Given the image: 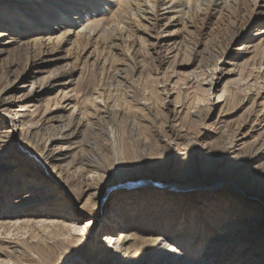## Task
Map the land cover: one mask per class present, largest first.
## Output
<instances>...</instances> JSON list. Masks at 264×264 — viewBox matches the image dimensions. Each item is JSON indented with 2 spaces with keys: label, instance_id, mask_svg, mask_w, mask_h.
<instances>
[{
  "label": "rangeland",
  "instance_id": "rangeland-1",
  "mask_svg": "<svg viewBox=\"0 0 264 264\" xmlns=\"http://www.w3.org/2000/svg\"><path fill=\"white\" fill-rule=\"evenodd\" d=\"M88 1L0 0V264H264V1ZM68 7L103 27L37 29Z\"/></svg>",
  "mask_w": 264,
  "mask_h": 264
},
{
  "label": "bare ground",
  "instance_id": "bare-ground-1",
  "mask_svg": "<svg viewBox=\"0 0 264 264\" xmlns=\"http://www.w3.org/2000/svg\"><path fill=\"white\" fill-rule=\"evenodd\" d=\"M74 4H82L84 0H72ZM93 0H90L88 2H92ZM100 5L104 6L105 1L107 0H96ZM113 2H116L118 4V9L116 12H127L131 13L134 12L133 16L138 21L147 20L150 14H155V10L158 8L159 0H112ZM242 0H165L166 7L165 10H169L170 14H172V18L170 19V22L178 21L179 23H182L183 25H186L187 19L194 20V18L199 17L204 11L208 9L212 4H216L219 7H228L231 5L238 4ZM253 6L257 7L260 5V3H263L264 0H251ZM81 6V5H80ZM140 8H135L139 7ZM182 7V8H181ZM126 9V10H125ZM136 9V12L134 11ZM72 10V13L74 17L68 15L67 13H61V18L57 19L55 21L49 22L48 19L44 18L39 20L40 22L39 31L41 30L47 37H51L53 33L51 31L57 30L56 32L62 31L63 28L70 29L72 31L67 30L65 33L75 35L76 37H91L95 35L99 29L103 27L104 20L100 21H92L90 24H85L83 21L82 12L79 10H74L73 7H68V10ZM164 10V9H163ZM79 12V13H78ZM21 18L26 20L28 24H35L36 21L33 18H30L27 15H24L22 13L19 14ZM186 20V21H185ZM53 23V24H52ZM64 31V30H63ZM64 33V34H65ZM264 34V30L261 31L258 35L262 36ZM58 42L59 39H56ZM9 90L8 87L3 88V93H7ZM213 91V86L211 85L205 92L206 94H210ZM225 97V93L222 92V95L218 97L220 102H225V100H222ZM101 99L100 97H96L94 100L98 101ZM24 107L21 106L20 110H22ZM75 109L73 110L72 114L74 113ZM104 112L108 113V110H106V107L104 109ZM12 119V118H11ZM67 132L71 131V128L69 125H66L64 128ZM72 137L75 135V132L72 133ZM112 138H114V133L111 132ZM48 143L44 144L43 148L40 149L39 155L37 156V160L40 161L41 164L46 165L45 161L47 162V159L45 158V151L48 147ZM38 198V197H37ZM127 227H120L117 231L113 232L111 234L106 235V241L109 245H113V250L115 255L122 257L123 259L129 258V248L127 247V244L130 240L129 236L126 235ZM150 242L156 247L161 246L162 239L157 237L155 239H152ZM188 262V257H186ZM121 260V259H120ZM119 260V261H120ZM118 257L115 256L114 259L111 260V263L109 264H118ZM95 264H104V261H98Z\"/></svg>",
  "mask_w": 264,
  "mask_h": 264
}]
</instances>
